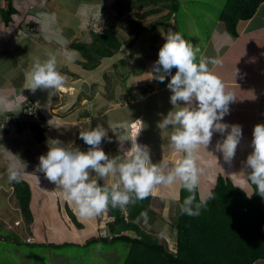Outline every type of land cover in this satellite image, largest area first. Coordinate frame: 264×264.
I'll return each instance as SVG.
<instances>
[{
	"label": "rangeland",
	"instance_id": "374dc122",
	"mask_svg": "<svg viewBox=\"0 0 264 264\" xmlns=\"http://www.w3.org/2000/svg\"><path fill=\"white\" fill-rule=\"evenodd\" d=\"M29 1L31 3L30 5ZM37 1L39 0H36V2H33V0H13L12 3L16 5L18 11L19 9L24 10L22 13L18 12L19 14L13 13L14 18L9 23L3 20L0 12V32L4 34L8 31L10 34H8V36H13V38H7L8 36L1 37L0 49L11 52H9V56H11L12 62L18 60L17 56L19 55V46L21 44V42L15 38V35L19 34L22 39L29 37V39L32 40H29V42L26 41L23 44H30L31 53L28 64L24 61L23 54L19 56V60H22L20 62L24 74L26 75V67L30 68L31 71L34 61L43 53L40 45L44 47L47 46L46 44H50L52 48L56 50V52L53 53L49 52V49H47L45 53L54 55L61 53L66 56L67 52L72 51L68 47L70 43L76 41L91 43L96 28L102 26L106 27V25L116 21L117 24H119L118 29L120 34L118 35L124 41L129 37L131 38L132 35L134 36V32L138 31L136 23H131L129 20L142 22L146 25L150 20L156 19L158 15H160L157 13H149L143 18L144 15H141L143 13L142 10L135 8L133 10L127 9L124 18H121L116 6L117 0H92L90 2L87 0H74L78 2L76 4L67 3L66 0H60V38H64L67 42L66 44H61L51 35H37L32 37L25 32H18V28L15 27L17 24L20 26L24 24L21 19L25 11V5H27L28 9L33 10V6H37L38 4ZM61 2H64V8ZM180 3L181 7L176 16L178 29L175 30L176 21H173V23H171L173 29L170 30L182 33L185 39L190 40L193 45L199 47L201 52L204 40H207L210 34L209 27L220 19L219 16L226 0H180ZM73 4H75V6H73ZM1 5L7 6V2L1 0L0 6ZM20 5H22V8L18 7ZM146 9L148 10L150 8L146 7ZM73 17H77V22H75V24L72 22ZM116 17L117 20L115 19ZM8 24L10 27H5V25ZM36 27L37 26H35L34 29ZM167 29L169 28L165 30ZM54 31L57 32L59 30L55 29ZM140 31L139 33L142 35H140L139 41H146L150 33L146 30H143V32ZM28 32L33 33L37 31L30 30ZM161 33L162 32L159 31L155 34L156 39H159L158 37ZM142 41L139 43L140 45L143 43ZM139 44L136 49H138ZM150 49L152 50L153 47ZM124 50L127 51L125 44L121 47V50L116 53L115 61H110L108 64L104 65L107 60L100 59L99 67L97 66V68L93 69L83 68L82 66L84 65H80L77 62V60L84 62L87 60L80 51L75 50V52L78 53V58L74 61H67L68 63L64 64L67 67L59 70L67 76V83L64 91L50 90L47 92L49 97L51 93L53 94L52 100L54 102L51 101L48 104H42L43 106L45 105L44 109H39L38 106L40 107L41 105H39V101L36 99L39 97L42 98V96L36 97L35 100L32 98L18 99L16 101L17 109H11L14 110V114H11L10 110L0 112V233H4V236L11 233L17 234L19 237V240H13L14 238H11V235L7 236L6 240L5 237L2 238L3 240L0 238V264H123L124 257L127 253V250H125V248L127 249V244L117 243V248H114L112 244L102 243V241L87 244V239L91 237L90 234L98 235L100 231L109 233L108 225L99 230L97 228V223L102 220L105 214L87 220L78 217L80 221L86 225L85 228L80 229L74 224L71 215L67 211V207H70V209L76 213L74 206L70 205L63 198V194L55 189L54 184L50 183L43 174L35 172V170L39 164V157L46 154L48 151L47 141L49 139H59L67 144L66 140L70 138V143H72L74 147H78L81 151L88 150L89 146L79 138V132L88 127L94 128L98 123L101 124V117L95 114L96 111H98L96 100H88L94 96V93L92 92L93 94L88 95L86 92L82 91V89L84 86L94 81L95 90L96 84L103 81V77L106 78L105 80L107 82L111 81V85L114 86V89L118 87L117 84L121 82L120 80L124 82L128 70L125 66L126 64L124 65L121 63L122 60L125 59L127 63L133 59L136 61V58H131L129 54H122ZM27 55L28 53H26L25 57H27ZM199 56L200 53L198 54V57ZM39 59H41V61L46 60L47 55L45 54L44 59ZM57 61L59 65L60 59H58V57ZM115 62H117L118 65H116ZM114 66H117V68H114ZM129 66H132V63ZM110 67L114 69V75L113 72L107 71ZM5 68L8 67L5 66ZM109 73H112L111 78ZM82 78L84 80L82 89L75 93V99H71L72 88L70 84L81 83L83 81ZM129 81H131V79ZM36 92L38 91L36 90L35 93ZM29 100L32 101V107L36 109L38 113V119L47 126V139L43 142L37 141L30 127L31 121L28 120L27 114L23 112L25 104L29 106ZM90 102L94 104L92 106L93 113L88 117L84 114V111L87 109V103ZM154 102L155 100L153 99L145 101V105L150 107L146 114V118L154 125L152 129H149L150 126L146 127L143 137L146 138L147 143L151 145L148 147L150 148V152L152 151L151 155L155 163H157L161 160L165 161L164 157H162V153L167 147L170 140L169 136L173 128L172 126H169L167 129H160L158 127V117L153 114L154 108H151ZM134 108L136 109V106ZM131 111L132 110H130V112ZM141 111L142 107H140V110L137 107L134 113L137 115V113ZM163 111L167 115L170 110L164 106ZM163 116L164 114L162 118ZM79 118H81V120H78ZM242 125L244 124L242 123ZM149 132H151L152 135H150ZM140 143L142 144V142ZM101 147L106 152L109 150L110 144L106 145L102 143ZM16 156L26 164L24 178L32 184L34 191L32 201L34 220L32 223H27L25 221L18 200L15 197L14 186L12 182H9L7 179V169L10 163L18 161V157ZM123 156L125 155H121V157ZM174 160L175 159H172L171 162L168 163L175 165ZM34 172L37 176L33 174ZM218 173L221 175L224 174L223 169L219 168L217 173L215 172L210 178L203 175V178L207 179V187L214 186L216 178L219 175ZM93 178L97 177L93 175ZM98 182L103 183V180H99ZM178 185L179 183L170 187L161 186L156 189L154 194H152L151 206L157 214L151 216V219L149 218L147 223L141 222L145 230L160 235L162 239L167 242L170 249L176 248V234L172 221L177 213ZM202 186L201 187L204 188L203 182Z\"/></svg>",
	"mask_w": 264,
	"mask_h": 264
},
{
	"label": "clouds",
	"instance_id": "9594fccd",
	"mask_svg": "<svg viewBox=\"0 0 264 264\" xmlns=\"http://www.w3.org/2000/svg\"><path fill=\"white\" fill-rule=\"evenodd\" d=\"M164 38L158 60L149 74L151 79L159 82L171 76L167 87L172 93L170 103L173 110L159 122L158 127L167 129L172 126L173 131L169 136L171 146L183 153V158L175 165L164 160L154 163L150 148L137 142L125 151V156L110 157L101 147L102 140L108 138V131L99 123L94 128L88 127L79 132V138L89 146L87 151H81L72 143L49 139L48 151L39 157L35 172L43 173L55 185L63 198L74 206L80 219H94L109 208L124 210L149 198L159 187H170L177 183L189 193L180 204L181 214L199 216L208 200L214 199L209 191L197 200L200 178L205 171L197 163L201 149L211 153L207 149L214 133H219L223 139L217 141L215 150L222 153L226 163L231 164L235 157L242 138V127L222 122L229 113L230 103L236 100L234 92L227 89L213 71L215 66L222 64V60L218 57H198L199 47L185 39L180 32L169 30ZM60 43L67 42L61 39ZM76 58L78 53L75 50L67 52L68 61ZM173 68L176 69L174 75ZM66 83L67 76L58 70L56 55L49 53L46 60L37 58L34 61L27 89L33 93L37 89L64 91ZM29 103V106L25 104L24 113L32 101L29 100ZM42 104L39 103V109H44L45 105ZM28 120L45 126L40 120ZM134 122L140 124L142 121L138 119V122ZM252 136V152L244 165L248 171L239 174H243L252 187L249 194L254 192V185L255 192L264 198V124H256ZM25 168L26 164L19 157L18 161L10 163L8 181L19 183L24 177ZM99 180H103V184ZM148 219V212L142 211L135 222L143 220L147 223Z\"/></svg>",
	"mask_w": 264,
	"mask_h": 264
},
{
	"label": "crops",
	"instance_id": "0c3cea01",
	"mask_svg": "<svg viewBox=\"0 0 264 264\" xmlns=\"http://www.w3.org/2000/svg\"><path fill=\"white\" fill-rule=\"evenodd\" d=\"M87 1L90 2L92 0ZM33 2H36V0H33ZM66 2L75 4L78 3L74 0H66ZM37 3V6L32 5L34 7L32 8L33 10L28 9L27 5H25V11L21 19L24 24L21 23L22 27L18 24L15 25V27L18 28V32H25L32 37L37 35H51L60 43V40L62 39L60 38V0H39ZM61 3L64 8V2ZM30 4L31 3L29 1V5ZM75 4H73V6H75ZM21 6L22 5L18 7ZM23 10L24 9H19L18 12L22 13ZM142 12L144 11L142 10ZM145 15L143 18H145ZM156 19H149L150 22L146 25L139 22L142 26H144V28L136 27L137 30L140 31L142 29L140 32L146 30L150 33V36H148L149 38H147L146 41L141 40L143 43L140 45L139 43L141 41H139V37L142 35L140 33L135 43L132 46H126L127 51L124 50L122 52V54H129L131 58H136V61L133 59L127 63V61L123 59L121 62L124 65L126 64L125 66L128 70V74L126 73V83L125 81L123 82L120 80L121 82L117 84L118 87L114 89V86L111 85V81L108 80L110 82H107L105 80L106 78L103 77V81L96 84L95 90L93 84L95 83L94 81L90 82L82 89V83H84L83 78L81 83L70 84L72 88L70 96L71 99H75V93L79 92L80 89L88 95L94 93V96L88 100H96L98 111H96L95 114H98V116L101 117V125L108 131V138L102 140V143L106 145L110 144L109 150L105 152L110 157L117 155L121 156L123 154L125 155V151L130 150L131 146L135 142L138 144H141L140 142H142V145L151 146L147 143L146 138L143 137L146 127L150 126L149 129H152V126L154 125H152L146 118V114L150 108L145 105L146 100H155V102L152 103L151 108H154L153 114L158 117L159 122L167 116L163 111L164 106H166L170 111L173 110V106L170 103V96L172 93L167 87L171 76L166 77L164 82H159L156 79H151L149 73L152 72L155 61L158 60L159 49L165 42L164 35H166L170 29H173L171 27V23H173V21L175 22V20L171 19L158 25V27L154 29L147 28L151 24H154ZM72 22L75 24V22H77V17H73ZM6 26L10 27L9 24L5 25V27ZM35 26L37 27L34 29ZM166 28L169 29L165 30ZM174 28L175 30L178 29L177 22ZM55 29L59 31L55 32ZM209 29L210 34L208 35V39L204 40L199 57H218L222 60V64L215 66L213 71L221 78L225 87L234 92L236 98L234 102L230 103L229 113L225 115L222 122L230 125H240L242 127V138L237 147L235 157L231 164H229L223 160L222 153L215 150L217 141H222L223 137L219 133H214L211 144L207 149L214 156L201 149L197 163L200 167L205 169L203 175L207 178L213 176L215 172L217 173V170L220 168L223 169L225 174H223L224 176L230 177L236 184L243 187L247 192L252 191V187L249 182L246 181L244 175L239 173L247 171L244 165L247 156L252 152L251 141L253 138L252 133L254 126L256 124H264V117H262L264 116V56L262 51L264 45V2L259 6L256 14H254L252 18L241 20L239 22V35L237 37H234L230 32H228L225 23L220 19L209 27ZM30 30H36L37 32L30 33L28 32ZM159 31L162 33L158 37L159 39H156L155 34ZM8 34V31L4 34L0 32V39L1 37H7ZM9 37L13 38V36H8L7 38ZM15 38L21 42L19 46L20 51L18 52L19 55L17 56L18 60L12 62L11 56H9L10 51L0 49V112L8 110L12 112L16 110V101L18 99L32 98L35 100L36 97L42 96V98L39 97L36 99L40 104H48L53 101V94L51 93V96L49 97L47 93L48 90L37 89L38 92L33 93L30 89H27L29 84V74L31 71L30 68L26 67L27 75L24 74V70L20 62L22 60H19V56L23 54V58L25 59L24 61L28 64L31 48L30 44H23L26 41L29 42L31 39H29V37L22 39L19 34L15 35ZM63 40L66 41L64 38ZM138 44V49H136ZM46 45L47 46L44 47L40 45L43 53H41V55L37 58L44 59L45 54L48 58L49 54L45 53L47 49H49V52H56V50L52 48V45ZM152 47L153 49L151 50L150 48ZM69 49L75 50L70 47ZM26 53H28L27 57H25ZM116 53L111 57L101 58L102 60H107L104 65L108 64L110 61H115ZM56 55L58 59H60L58 70L66 68L67 66L64 65L68 63L66 56L61 53ZM131 63L132 66H129ZM115 64L118 65L117 62H115ZM4 65L8 68H5ZM114 68H117V66H114ZM108 69L107 71L113 72V75L115 74L113 68L110 67ZM236 69H238L237 75ZM175 72V70L172 71V75H174ZM109 75L111 78L112 73H109ZM130 79L131 81H129ZM93 105V102L87 103V109L84 111L86 116L89 117L92 115ZM135 106L136 109L138 107L139 110L140 107H142V111L137 113V115L134 113L136 110L134 108ZM130 110L132 111L130 112ZM163 114L164 116L162 118ZM138 119L142 122L140 124H136L137 129H133L134 126L132 123L134 121L138 122ZM78 120H81V118ZM242 123L244 125H242ZM149 134L152 135L151 132H149ZM66 143H70V138H67ZM150 153H152V151ZM162 154L165 161L171 162L172 159H175L174 163L182 159L184 155L183 153L177 152L171 146L170 140ZM215 156L217 157V160ZM151 159L155 163L152 155ZM203 175L200 178L199 186L201 187L203 182L204 188H199L201 195H206L209 191L211 192L212 188L215 186L218 176L214 186L207 187V179L203 178ZM257 264H264V258L258 260Z\"/></svg>",
	"mask_w": 264,
	"mask_h": 264
},
{
	"label": "trees",
	"instance_id": "16d2710c",
	"mask_svg": "<svg viewBox=\"0 0 264 264\" xmlns=\"http://www.w3.org/2000/svg\"><path fill=\"white\" fill-rule=\"evenodd\" d=\"M12 1L7 0V6H0L3 20L7 23L13 20V13L18 12ZM263 2L264 0H226L219 18L225 23L228 32L237 37L239 22L252 18ZM116 6L121 18H124L127 9L135 8L144 11L141 15L160 14L154 24L147 27L154 29L171 19L178 25L176 16L181 3L180 0H117ZM146 7L150 9L147 10ZM115 19L117 20V17ZM129 21L144 28L138 21ZM118 28L119 24L114 21L106 25L104 31L95 32L91 43H70L69 47L80 51L87 60L77 62L84 65L83 68H96L101 58L113 56L124 44L132 46L139 37V31H135L134 36L122 41ZM262 51L264 56V45ZM174 70L176 71L172 69ZM30 127L37 141L46 140L47 126L30 122ZM12 185L25 221L32 223V184L23 177L19 183L12 182ZM252 186L254 192L249 194L230 177L218 175L211 190L214 199L208 200L200 215L193 217L180 212V204L189 193L179 184L177 213L172 221L176 234L175 249H170L160 235L145 230L141 225L143 220L135 222L142 211H147L150 219L157 214L151 206L152 195L124 210L109 208L97 223L98 230L108 225L109 233L100 231L98 235L90 234L87 244L102 241L112 244L114 248H117V243L127 244L123 264H256L264 258V198L256 193L255 186ZM200 196L198 188L197 200ZM67 211L76 226L80 229L86 227L70 207H67ZM3 234L0 235L1 239L5 237L6 240V237L11 235L13 240H19L17 234Z\"/></svg>",
	"mask_w": 264,
	"mask_h": 264
},
{
	"label": "built area",
	"instance_id": "2783aa9c",
	"mask_svg": "<svg viewBox=\"0 0 264 264\" xmlns=\"http://www.w3.org/2000/svg\"><path fill=\"white\" fill-rule=\"evenodd\" d=\"M104 26H102V27H99V28H96V32H101V31H104ZM33 105H31L28 109H26V114H27V116H28V118L30 119V120H39L38 119V113L36 112V109H33V107H32ZM26 116V117H27ZM136 122H134V123H132V125L134 126V128L133 129H137V127H136Z\"/></svg>",
	"mask_w": 264,
	"mask_h": 264
},
{
	"label": "bare ground",
	"instance_id": "6f19581e",
	"mask_svg": "<svg viewBox=\"0 0 264 264\" xmlns=\"http://www.w3.org/2000/svg\"><path fill=\"white\" fill-rule=\"evenodd\" d=\"M7 95V94H6ZM5 97V96H4ZM8 98V97H7ZM241 183V182H240ZM203 187V186H202ZM203 190V189H202ZM204 191V190H203ZM206 193V192H205ZM204 195V194H203Z\"/></svg>",
	"mask_w": 264,
	"mask_h": 264
}]
</instances>
